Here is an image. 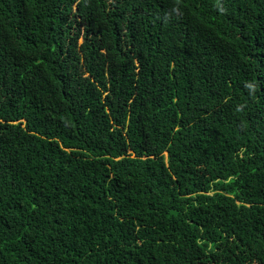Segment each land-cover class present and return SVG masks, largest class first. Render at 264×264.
Segmentation results:
<instances>
[{
	"label": "trees",
	"instance_id": "1",
	"mask_svg": "<svg viewBox=\"0 0 264 264\" xmlns=\"http://www.w3.org/2000/svg\"><path fill=\"white\" fill-rule=\"evenodd\" d=\"M0 264H264V0H0Z\"/></svg>",
	"mask_w": 264,
	"mask_h": 264
},
{
	"label": "rangeland",
	"instance_id": "2",
	"mask_svg": "<svg viewBox=\"0 0 264 264\" xmlns=\"http://www.w3.org/2000/svg\"><path fill=\"white\" fill-rule=\"evenodd\" d=\"M21 121H22V123L25 122L26 121V118L25 117L22 118Z\"/></svg>",
	"mask_w": 264,
	"mask_h": 264
}]
</instances>
